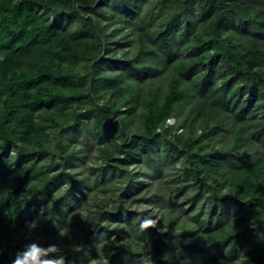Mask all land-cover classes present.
Returning <instances> with one entry per match:
<instances>
[{
  "label": "trees",
  "instance_id": "16d2710c",
  "mask_svg": "<svg viewBox=\"0 0 264 264\" xmlns=\"http://www.w3.org/2000/svg\"><path fill=\"white\" fill-rule=\"evenodd\" d=\"M169 115L173 131L184 130L176 144L155 131ZM93 117L101 131L89 133L95 143L85 141V153L78 136ZM121 126L131 139L117 148ZM11 144L23 145L16 169L31 167L13 176L0 158V246L8 249L0 264H10L22 247L20 229L50 199L49 186L62 182L61 168L78 175L92 151L106 164L90 170L95 180L85 195L73 180L70 195L83 199L77 213L95 215L96 223L120 222L122 230L135 213L103 212L106 192L160 207L170 194L179 209L167 208L161 220L169 232L182 231L175 252L169 233L150 230L156 264H187L188 257L192 264H217L226 246L224 264H234L238 248L264 264V244L255 243L248 227L254 209L257 224L264 221V0H0V157ZM55 159L62 163L53 165ZM132 166L150 168L152 182L138 179L148 173L130 178ZM26 183L43 185L47 199L28 201L12 227L3 212L18 209ZM249 193L253 201L245 199ZM233 209L239 231L229 244L220 238ZM75 222V241L95 256L91 226L78 216ZM190 224L199 226L196 232ZM39 231L56 236L50 221ZM115 251L112 264H124L125 255L134 264L139 255ZM168 252L175 253L162 259Z\"/></svg>",
  "mask_w": 264,
  "mask_h": 264
},
{
  "label": "clouds",
  "instance_id": "9594fccd",
  "mask_svg": "<svg viewBox=\"0 0 264 264\" xmlns=\"http://www.w3.org/2000/svg\"><path fill=\"white\" fill-rule=\"evenodd\" d=\"M78 7V6H77ZM83 15V13H81ZM96 106H103L104 101L96 100ZM167 129V131H166ZM175 129V117L169 115L164 121L163 127H157L155 131L160 133L165 140L172 144L177 143L176 137H179L183 134V129ZM101 129L97 124V120L93 117L91 120L85 123L84 134L78 136V147L87 153L88 149L85 141L94 144L95 140L89 135V133L100 132ZM121 131L125 134H122L115 141L116 147L125 142L127 139H131L130 134L127 133V130H124L121 126ZM132 131H138L133 129ZM69 136L71 134H68ZM63 143L68 144V140H64ZM23 148L22 144L12 145L8 151L7 157H0L4 159V162L7 166L10 167L13 171V176L19 175L23 177V171L31 167L29 164L23 163V165L16 169V161L21 155L20 150ZM50 150L56 152L57 149L55 144L50 145ZM3 150L0 149V153ZM113 155L120 156L121 159L124 158V153L114 151ZM99 156L98 151L91 152V159L83 166L77 167L78 175L73 172L72 168H64L61 170L64 173L62 182H59L56 186H49V191H51V197L47 200L46 204H42L37 211L35 217L26 221L24 227L20 229V235L28 241L24 243L22 247L17 250L14 256L10 260V264H112V257L116 254L117 248H122L125 253L130 254H139L134 260V264H156V261L153 259L152 249H153V240L151 237L150 230H155L158 234L169 233L172 237V244L175 246V252L177 249V237L180 235L182 229L173 228L172 232H169V228L166 223L161 220V212L159 205H149V204H133L127 202L126 200L120 197V193L117 192L110 197L112 202L108 203L106 207L102 208L103 212L119 211L123 216H127L129 212H134L135 215L132 220L124 224L123 229L121 230L120 222H107L101 220L99 223H96V216L93 215L89 217L84 211L76 212V209L80 206L81 193H74L70 195V192L73 188V180L79 181L81 189L85 195V185L91 186L95 180V176L90 172L93 168H101L106 164L104 159H96ZM51 163L61 164L62 162L58 159L52 160ZM176 169L181 168V164H176ZM129 177H133L135 173H148V175L140 176L138 179L142 183H151V170L146 166L136 167L132 166L128 170ZM127 183V179L124 181V184ZM124 184H118L117 187L122 188ZM155 191V189H153ZM3 189H0L2 192ZM228 190H223V195H227ZM38 200H45L47 196L43 185L36 183H26L24 190L21 192V195L18 197V209L16 211H5L3 215L10 220L11 226L15 227V221L20 210L25 208V205L28 201L33 198ZM238 199V198H237ZM245 199L249 201L254 200V195L249 193ZM239 200V199H238ZM51 201V203H49ZM57 201H61L59 205V213L53 211L54 205ZM4 200L0 199V206L4 204ZM89 205L93 202L88 201ZM203 203V201L201 202ZM210 207V206H209ZM209 207H205V213L209 210ZM70 209H73L70 211ZM96 209L93 208V213H96ZM255 214V209H254ZM254 214L250 217L248 227L253 230V235L255 238V243L264 244V231L261 229L264 228V221H259L257 224L256 219H254ZM258 216V214H256ZM79 217L87 225L91 226L93 230V244L91 247L95 248L96 255L93 256L90 251H85V245L83 243H77L73 236L72 221L74 217ZM236 215L235 209L232 210V214L227 217L229 228L227 233L220 239L228 240L229 244L232 239H235L236 233L239 229L236 228ZM51 222L53 228L55 229L56 236L43 239V238H32L36 229L44 222ZM255 225V226H254ZM187 227L191 228L193 232H196L199 226L197 224H190ZM102 229V230H101ZM117 233L121 234V238L117 239ZM234 233V235H232ZM231 237V238H230ZM58 238V240H57ZM42 239L45 242H42ZM207 245L210 246L206 240ZM167 242V241H166ZM185 243L190 242L185 240ZM7 246H0V258L4 257L7 252ZM247 248L240 249L238 248L237 257L234 261V264H253L251 258L246 254ZM224 257L217 260V264H224L225 258L231 252V249L227 246L223 249ZM175 252H168L164 254L161 258L165 256H171ZM68 253L72 255L69 256ZM83 253V255H78ZM128 255L122 257L124 264L128 262ZM193 260L187 258V264H192ZM196 264H201L200 260L195 261Z\"/></svg>",
  "mask_w": 264,
  "mask_h": 264
},
{
  "label": "rangeland",
  "instance_id": "374dc122",
  "mask_svg": "<svg viewBox=\"0 0 264 264\" xmlns=\"http://www.w3.org/2000/svg\"><path fill=\"white\" fill-rule=\"evenodd\" d=\"M87 142V141H86ZM91 144V143H90ZM90 146H92V145H90ZM92 152H94V151H92ZM92 157H91V153H89L88 154V156H87V159H86V163H87V161L89 160V159H91ZM81 166H83V164H81ZM169 169H170V167H167V166H165V167H162V172H165V175H168V171H169ZM166 180H163V182H166V184L168 185V186H173V183H171L170 184V182H169V180H167V178H165ZM106 185H108V186H111V183L109 182V184H106ZM116 192H106V199H108V201L109 202H112L111 200H110V197L112 196V195H114ZM165 200L167 201H165V203L163 202V203H161V207H160V212H161V215L165 212L164 210H166L167 208H172V209H179V208H177L176 207V205H178V203H181L180 202V200L178 201V202H175L174 201V199H172V197L170 196V194H166V196H165ZM159 206H160V204H159ZM163 208V209H162ZM70 211H71V209H70ZM83 211V210H82ZM76 217H74V219H73V221H72V229H73V236H74V239L76 238V236H78V234L80 233V226H77L76 225ZM46 235H41V233H40V231L39 232H36L35 231V233H34V235L32 236V237H29V239H32V238H43V239H47L48 237L46 236ZM42 239V242H45L44 240ZM57 240H58V238H57ZM28 241L25 239V242L24 243H27ZM23 243V244H24Z\"/></svg>",
  "mask_w": 264,
  "mask_h": 264
}]
</instances>
